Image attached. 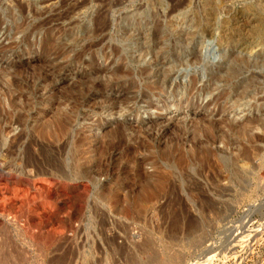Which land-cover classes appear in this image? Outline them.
Here are the masks:
<instances>
[{"label": "rangeland", "instance_id": "rangeland-1", "mask_svg": "<svg viewBox=\"0 0 264 264\" xmlns=\"http://www.w3.org/2000/svg\"><path fill=\"white\" fill-rule=\"evenodd\" d=\"M263 106L264 0H0V264H264Z\"/></svg>", "mask_w": 264, "mask_h": 264}, {"label": "bare ground", "instance_id": "bare-ground-1", "mask_svg": "<svg viewBox=\"0 0 264 264\" xmlns=\"http://www.w3.org/2000/svg\"><path fill=\"white\" fill-rule=\"evenodd\" d=\"M24 7V6H23ZM177 9V5L176 4H174V3H172L171 5H170V7H168L165 11L166 12H164V14H162V16H163V18L164 19H169L168 21L170 22V23H172V21H173V19H174V15L172 14L173 13V11L174 10H176ZM34 13V12H33ZM169 23V24H170ZM134 25H135V22L134 21H129V23H126L125 25H123V26H121V40H123V42L124 41H126V43H128L129 41H133V40H142V42H141V44L140 45H136L137 47V53H138V55L141 57V56H143V55H147V54H149L150 56H151V58H154L155 56H158L159 55V50H157V47L159 46V44L164 40L163 39V36H158L157 35V33H155L156 31H157V28H158V25L156 26V31L155 32H149L148 33V31L149 30H147V28H145L144 27V25H142L141 23L139 24V26H137V28H133L134 27ZM168 26H170V25H168ZM7 27V26H6ZM8 30V29H7ZM186 40V39H185ZM192 42V41H191ZM232 42V43H231ZM230 43L231 44H233L232 46L234 47L233 49H231V50H234V49H236V50H238V52L239 53H241V54H244V53H253V47H252V45H251V47H250V44H243V45H241V44H239L238 42H239V40H237V41H231ZM242 42V41H241ZM189 43V42H188ZM243 43V42H242ZM171 50H172V53L170 52V50H168V51H163L165 54H170V56H172L173 58H176L177 56H183L182 54V52H179L180 50H178L177 48H175V47H172L171 48ZM182 50V49H181ZM247 51V52H246ZM176 52V53H175ZM229 53V52H228ZM236 53V52H235ZM135 55H136V53H135ZM196 55V54H195ZM238 56H239V54H237ZM139 56H137V57H139ZM241 56L242 55H240V58H241ZM250 56V55H249ZM231 57H232V55H228L227 56V58H228V60L230 61V59H231ZM248 57V56H247ZM233 58V57H232ZM175 60V59H174ZM228 61V62H229ZM167 62H169V61H167ZM172 62V61H171ZM163 64H164V62L162 63V65H160V66H163ZM150 65V64H149ZM143 66V67H141V69H140V74H142V73H144V72H146V71H148V69H150L151 68V66ZM153 66H157V65H153ZM160 66L158 67V68H160ZM162 69V68H161ZM160 76H162V73H160V74H158V72H156V73H154V77H156V78H159ZM194 79H195V77H193L190 81H191V83H189L188 85L189 86H187V92L189 93L190 91H193V90H195V92H198V91H200V90H198V89H193V87H192V83H193V81H194ZM161 80V79H160ZM170 80H172L171 79V76H169V75H165L164 77L162 76V81L164 82V83H168ZM243 80H241V82H242ZM172 83H173V80L171 81ZM240 82V83H241ZM13 83V82H12ZM171 83V84H172ZM16 85V84H15ZM196 88V87H195ZM237 88V87H236ZM9 89V88H8ZM205 89H206V87L205 88H202V90H204L205 91ZM229 90V89H228ZM238 90V89H237ZM239 91V90H238ZM248 92V91H247ZM211 93V92H210ZM239 93V92H238ZM241 93L242 92H240V95H241ZM10 94V93H9ZM13 94V93H12ZM220 94V93H219ZM236 94V93H235ZM248 94H249V92H248ZM242 95H243V93H242ZM235 96V95H234ZM18 97V96H17ZM20 98V97H19ZM24 98V97H23ZM232 98V97H231ZM16 99V98H15ZM234 101V100H233ZM20 102V101H19ZM15 103V102H14ZM12 104V103H11ZM262 105V104H261ZM260 106V105H259ZM28 107V106H27ZM258 107V106H257ZM264 107V106H263ZM24 114V113H23ZM20 116H21V114H20ZM254 118V117H253ZM252 118V120L251 119H248L247 120V122H249L250 123V126H248L249 125V123H248V125L247 124H243L242 122H240V121H237V122H232V121H230V123L229 124H227L226 123V125H228V126H226V127H228L230 130H233V131H237V133L239 132V135H240V133H247V132H249L250 134H248V137H250L251 139H255V138H258L259 137V134H257V133H252V132H250L253 128H259L260 130H261V133L263 132L264 133V119L263 120H257L258 118H259V116H255V118L253 119ZM226 119V118H225ZM229 120V119H228ZM258 121H261V123L260 122H258ZM7 123V124H6ZM4 125H1L0 127H1V130L0 131H2L3 130V128H4V130H5V127H8V126H11V122L9 123V122H6ZM9 123V124H8ZM218 122L217 121H215V120H213V119H210V121L207 123V126H209L210 128H213V127H216L215 125L217 124ZM261 125H260V124ZM8 129V128H7ZM228 129V130H229ZM227 130V129H226ZM229 130V131H230ZM228 131H224V134L226 135V136H228V133H227ZM230 132H232V131H230ZM2 133V132H1ZM227 133V134H226ZM246 135V134H245ZM231 136H233L232 135V133H231ZM238 136V135H237ZM236 137V136H235ZM241 137V136H240ZM16 139V138H15ZM43 139H44V137H43ZM232 139V138H231ZM12 142V141H11ZM46 142V141H45ZM47 143V142H46ZM41 145H43V144H41ZM44 145H46V144H44ZM239 145V144H238ZM4 146V145H3ZM8 147V146H7ZM10 147V146H9ZM44 147V146H43ZM40 148V147H39ZM46 148V147H45ZM49 148V147H48ZM47 148V149H48ZM9 149H11V147L9 148ZM8 148H7V150H9ZM41 149V148H40ZM39 149V150H40ZM6 150V151H7ZM238 150V149H237ZM10 151V150H9ZM9 151H7V152H9ZM11 153V152H10ZM43 153H44V151H43ZM27 161V160H26ZM54 162H56V161H54ZM27 163V162H26ZM51 163H53V162H51ZM58 163V162H57ZM60 163V162H59ZM24 166V165H23ZM26 167H28L29 169H32L33 167L32 166H29V165H26ZM32 167V168H31ZM57 167H59V166H57ZM29 169H27V170H29ZM33 169H35V168H33ZM58 169V168H57ZM36 170V169H35ZM62 169L60 168V171H61ZM31 171V170H30ZM57 171H59V170H57ZM65 171V170H64ZM63 171V172H64ZM34 173H40V171H34ZM65 173V172H64ZM31 174V173H30ZM57 174V173H56ZM67 174V173H66ZM56 176V175H55ZM59 176H60V173H59ZM64 177H66V176H64ZM59 178V177H58ZM60 178H61V176H60ZM71 189H72V191L74 192V191H77L76 190V188L75 187H71ZM78 192V191H77ZM92 256V255H91Z\"/></svg>", "mask_w": 264, "mask_h": 264}]
</instances>
